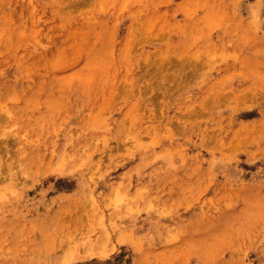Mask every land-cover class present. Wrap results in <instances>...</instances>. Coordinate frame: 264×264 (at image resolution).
<instances>
[{"label":"rangeland","instance_id":"rangeland-1","mask_svg":"<svg viewBox=\"0 0 264 264\" xmlns=\"http://www.w3.org/2000/svg\"><path fill=\"white\" fill-rule=\"evenodd\" d=\"M0 264H264V0H0Z\"/></svg>","mask_w":264,"mask_h":264}]
</instances>
